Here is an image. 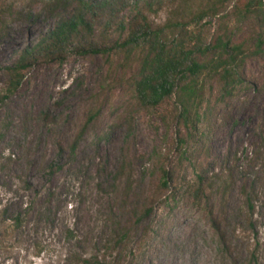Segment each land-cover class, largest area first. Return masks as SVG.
<instances>
[{
  "label": "rangeland",
  "instance_id": "obj_1",
  "mask_svg": "<svg viewBox=\"0 0 264 264\" xmlns=\"http://www.w3.org/2000/svg\"><path fill=\"white\" fill-rule=\"evenodd\" d=\"M68 1L0 0V264H90L96 256L102 264H233L254 250L264 264V58L247 64L259 92L238 87L203 122L201 103L198 130L185 145L176 93L155 108L135 102L139 55L72 49L26 70L9 92L6 68L55 27ZM259 8L264 13V0H163L147 16L155 26L183 22L199 43L221 30L241 42L254 33L250 18ZM196 78L201 101L203 82L213 103L216 79L202 71ZM80 134L72 159L67 149ZM202 137L204 163L231 187L226 247L212 227L220 198L211 200L212 215L192 194ZM58 143L67 147L61 156ZM162 168L174 180L135 224L131 208L143 209ZM244 189L253 193L252 225ZM125 223L127 245L118 246L116 227Z\"/></svg>",
  "mask_w": 264,
  "mask_h": 264
},
{
  "label": "trees",
  "instance_id": "obj_2",
  "mask_svg": "<svg viewBox=\"0 0 264 264\" xmlns=\"http://www.w3.org/2000/svg\"><path fill=\"white\" fill-rule=\"evenodd\" d=\"M163 0H70L68 5L61 4L65 12L55 27L41 36L32 46L26 47L19 58L6 69L10 75L8 91L16 90L24 80V72L42 61L60 58L74 49L80 54H108L121 52L125 57L140 56L137 72L133 79L134 100L143 108H155L169 101L173 94L179 97L181 111L178 115L182 123V134L178 127V141L182 145L198 130L197 121L202 103V122L211 115L215 105L225 102L227 97L240 86H247L259 92L252 80L247 77V64L250 60L264 58V13L261 8L252 12L251 21L256 26L246 40H233L226 30H221L211 42L199 43L188 32L183 22L168 21L155 26L148 18V13ZM262 0H258L261 5ZM204 13V11H202ZM203 16V15H202ZM201 17V16H199ZM98 21L103 24L104 32L96 37ZM250 21V22H251ZM116 34L110 38V34ZM108 43L111 45L109 46ZM199 57V58H198ZM208 73L216 79L215 100L212 103L210 94L205 98L202 82V101L196 76ZM47 115V114H46ZM81 134L70 146L58 143L60 156L66 152L73 159ZM202 137V159L205 145ZM186 142V144H187ZM186 153L183 152L182 155ZM155 191L150 199L143 203V209L131 208L130 217L138 223L142 217L148 216L153 208V201L163 197L169 190V183L174 180L173 170L162 168ZM211 172L208 164L202 161V173L197 174V183L192 194L202 199L205 210L213 215L211 200L219 197L220 208L212 216V227L222 245L226 247L225 199L231 188L227 180L223 181ZM247 201L248 219L254 217L253 193L243 190ZM122 202L125 201L123 198ZM252 225V224H251ZM129 224L116 227V243L127 245ZM144 261V260H143ZM257 252H252L245 263L234 261L233 264H262ZM90 264H102L96 256ZM145 264V261L144 263Z\"/></svg>",
  "mask_w": 264,
  "mask_h": 264
}]
</instances>
